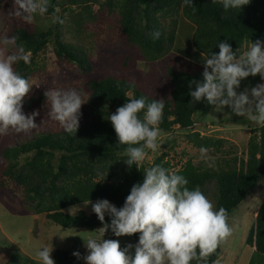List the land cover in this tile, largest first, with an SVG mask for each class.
<instances>
[{"label":"trees","instance_id":"obj_1","mask_svg":"<svg viewBox=\"0 0 264 264\" xmlns=\"http://www.w3.org/2000/svg\"><path fill=\"white\" fill-rule=\"evenodd\" d=\"M48 12L52 16L57 9L68 11L80 8L91 18L105 17L118 13L121 36L131 47L139 49L147 61L157 60L168 51V44L174 42V32L168 36L161 26L165 18L177 9L194 25L193 47L206 57L219 52L218 43L227 41L234 52L257 39L264 41V0H251L242 9L225 10L221 3L212 0H193L194 7L184 4V0H48ZM6 0H0V14L4 12ZM95 7L98 8L97 12ZM10 38L15 37L11 49L1 48L5 54L18 52L19 48L29 56L13 65L14 69L29 80L31 64L50 43L54 46L57 63L66 72L85 79V86L96 102L92 116L79 122L75 132L59 127L52 120L48 131L37 135L33 140L15 144L8 135L0 147V191L14 195L24 214H44L47 220L65 228H88L99 230L104 223L110 224L111 217L106 213L102 223L95 213L85 211L67 213L66 209L88 201L107 199L117 208L123 206L131 187L143 182L144 170L161 165L176 170L189 181V189L199 186L206 195L207 187L216 184L215 208L227 209L228 214L250 195L264 180V127L251 129V136L244 156H234L205 166L193 159L176 168L163 153L150 164L133 165L131 169L124 162L127 159L126 145L118 143V138L108 119L110 109L122 106L128 99L145 97L146 102L163 100L164 108L160 130H189L190 143L201 148L222 151L226 139L201 134L190 130L195 125L194 116L208 115L215 107L205 99L191 101L190 82L202 81L203 70L182 56H172L167 67L169 89L158 96H151L140 90L129 80H117L112 76H95V67L87 52L63 38L62 24L55 22L47 29H37L19 19L8 21ZM159 30L160 38L153 39L150 33ZM195 90V85L191 86ZM130 93L132 95H130ZM35 97L28 106L38 104ZM245 122V120H242ZM61 125V124H60ZM29 203L30 208H24ZM110 239H115L112 231ZM140 233L133 234L136 243ZM246 243L255 251L264 254V200L261 203L254 223L246 237ZM127 245L121 244V247ZM134 254L135 249H131ZM79 252V258L74 256ZM221 245L201 264H217ZM19 256V253H18ZM82 250L56 249L52 255L56 264H86ZM29 262H31L29 260ZM34 263V262H32ZM191 264H197L192 261Z\"/></svg>","mask_w":264,"mask_h":264},{"label":"clouds","instance_id":"obj_2","mask_svg":"<svg viewBox=\"0 0 264 264\" xmlns=\"http://www.w3.org/2000/svg\"><path fill=\"white\" fill-rule=\"evenodd\" d=\"M221 3L225 10L242 9L251 0H212ZM184 4L194 7L193 0ZM15 16L30 23L35 14L48 12V0H14ZM58 11V9H57ZM53 22L63 24L64 20L53 13ZM159 30L150 33L159 39ZM15 37L5 38V45L14 44ZM219 52H211L203 59V80L191 81L189 95L191 102L206 98L209 105L218 109L225 106L240 117H247L256 125L264 127V83L238 91L241 82L249 76L259 75L264 80V41L251 42L246 51H233L227 41L218 43ZM203 55V54H202ZM29 56L22 47L18 52L5 54L0 51V136L9 132L27 133L38 127L35 118L39 115L23 112L24 98L32 84L13 67ZM195 85V90L191 86ZM50 105L48 116L58 121L68 132H77L81 107L85 103L75 88L49 89L44 93ZM163 100L146 102L145 97L128 99L116 112L109 115L118 143L126 145L127 159L131 169L146 159L148 152H155L160 144L159 124L162 120ZM209 149L201 147L205 157ZM143 182L135 183L122 207L117 208L107 199L91 201L93 212L104 223L105 213L112 219L104 223L101 239H83L88 255L86 264H197L206 262L216 249L232 234L227 209L215 208L213 202L199 186L189 189V181L176 170L154 165L144 170ZM111 229L116 237L140 233L135 245L121 247L119 240L104 239ZM63 239V238H62ZM53 247L38 249L36 256L40 264H56L52 258ZM74 256H80L74 252Z\"/></svg>","mask_w":264,"mask_h":264},{"label":"rangeland","instance_id":"obj_3","mask_svg":"<svg viewBox=\"0 0 264 264\" xmlns=\"http://www.w3.org/2000/svg\"><path fill=\"white\" fill-rule=\"evenodd\" d=\"M95 10L97 12L98 8L95 7ZM14 13V0H6L5 10L0 14L1 48L11 49L12 46V44L5 45L3 43L5 38H10L8 21L12 18L23 21ZM56 15L64 20L62 24L63 38L67 42L82 47L87 52L95 67V76H112L117 80H129L148 95L158 96L170 87L167 67L172 56L185 57L197 67L204 69L203 59L206 56L193 47L191 38L194 25L184 17L181 9L161 18L160 23L165 35L168 36L174 32V42L167 45L168 51L163 57L152 61H147L139 49L129 46L124 41L119 31L117 12L93 19L82 9L73 8L68 11L58 9ZM29 24L37 29H47L54 22L52 16L35 14ZM248 46L245 45L243 51H246ZM31 68L32 74L29 82L32 84V88L24 98L23 112L25 114L38 112L39 115L35 118L38 127L27 133L9 132L8 135L13 136L17 145L31 141L37 135L48 131L50 121L54 120L48 116L50 105L47 104L44 95L49 89H77L85 101L81 107L79 122L89 119L92 116L91 109L96 108V102L85 86V79L72 76L58 65L52 43L34 60ZM261 83H264V80L259 75L249 76L241 82L238 91H243L245 88L250 89ZM130 95L132 94L130 93ZM35 97L40 98L38 104L33 107L28 106ZM115 112L114 109H110V114ZM194 120L195 125L190 130L227 140L221 152L209 149L206 156L202 157L201 148L190 143L187 138L189 130L175 127L170 131H160L158 140L160 147L155 152L146 150L148 155L142 163L150 164L163 153L167 154L166 158L176 168H180L188 159H193L205 166H212L216 164V161L224 158L244 156L251 136V129L258 126L247 117L237 116L228 106L222 109L214 108L205 116L197 113ZM59 127H61L60 124ZM61 130H64V127ZM8 135L0 136V147ZM216 193V184L213 182L208 185L206 196L214 206ZM263 200L264 180L229 215L228 222L232 228V234L221 244L223 253L220 255L218 264H228L230 260L234 264H264V254L256 252L246 243V237ZM88 202L74 205L66 209L65 212L73 214L82 210L87 214H92L94 212L91 204L86 205ZM91 202L95 203L96 201ZM24 208H30L29 203H25ZM20 209V203L14 195L0 191V264H40L36 252L45 246L53 247L51 255L56 249H84L87 256L88 249L83 239L86 241L89 238H102L101 229H69L47 220L44 214H24L19 212ZM110 231L109 228L104 239H110L112 236ZM115 239L119 240L120 244L133 245L134 249L138 244L134 241L133 235L115 236Z\"/></svg>","mask_w":264,"mask_h":264},{"label":"crops","instance_id":"obj_4","mask_svg":"<svg viewBox=\"0 0 264 264\" xmlns=\"http://www.w3.org/2000/svg\"><path fill=\"white\" fill-rule=\"evenodd\" d=\"M256 215H257V213H256ZM255 217H256V216H255ZM252 248H253V247H252ZM253 249L255 250V248H253ZM82 251L84 252V254H86L84 249H83ZM221 253H223V252H222V245H221ZM220 255H221V254H220ZM85 256H86V255H85ZM219 259H220V256H219ZM219 259L217 260V264H218ZM228 264H234V263L232 262V260H230V262H229Z\"/></svg>","mask_w":264,"mask_h":264}]
</instances>
